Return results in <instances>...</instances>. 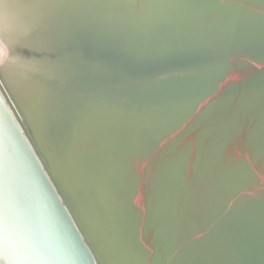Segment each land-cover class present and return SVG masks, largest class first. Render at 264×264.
Wrapping results in <instances>:
<instances>
[{
	"label": "water",
	"instance_id": "water-1",
	"mask_svg": "<svg viewBox=\"0 0 264 264\" xmlns=\"http://www.w3.org/2000/svg\"><path fill=\"white\" fill-rule=\"evenodd\" d=\"M251 7L264 15L260 0ZM65 41V56L103 62L129 84L116 102L136 120L119 137L120 157L107 180L138 264H264V20L257 16L225 33L212 49L133 53L79 35ZM10 72L13 98L1 80L0 90L19 138L27 140L92 264H110L53 136L34 120L40 149L13 104L22 79Z\"/></svg>",
	"mask_w": 264,
	"mask_h": 264
},
{
	"label": "snow or ice",
	"instance_id": "snow-or-ice-1",
	"mask_svg": "<svg viewBox=\"0 0 264 264\" xmlns=\"http://www.w3.org/2000/svg\"><path fill=\"white\" fill-rule=\"evenodd\" d=\"M10 2L62 14L61 26L48 29L43 39L31 38V27L13 35L15 25L0 18V68L18 67L37 127L53 136L110 264H138L141 257L121 224L107 180L120 157L119 137L136 120L116 102L129 84L103 62L79 54L53 60L42 53L69 34L133 53L192 45L212 49L225 33L264 15L253 11L255 0H0V5L6 10ZM34 77L42 79L33 83ZM3 82L8 84L7 76ZM63 124L66 131L57 139ZM32 159L23 141L0 122V264H91L88 250L70 236L38 226L35 205L44 182ZM92 251L99 259L96 245Z\"/></svg>",
	"mask_w": 264,
	"mask_h": 264
},
{
	"label": "bare ground",
	"instance_id": "bare-ground-1",
	"mask_svg": "<svg viewBox=\"0 0 264 264\" xmlns=\"http://www.w3.org/2000/svg\"><path fill=\"white\" fill-rule=\"evenodd\" d=\"M0 18H5L10 24L15 25L13 35H16L17 33L31 27L32 31L30 33V37L33 39L45 38L46 36L49 35V32L47 31L48 29L53 30L54 27L56 29L59 28L63 21L62 14L60 13L54 12L46 8H34L30 5L15 3V2H10L9 7L6 10L3 9L2 5H0ZM65 40L62 44H58L52 48L45 50L42 53V55L47 56L53 60L58 57H65L66 49L68 47V44H66ZM12 69H15L16 72L19 70L15 64H9L3 68H0V80L5 90L9 93L8 94L10 96L9 98L11 97L13 98V90H12L13 87L11 89V85H12L11 82L14 81V76L11 75L15 72H10ZM5 76H7L8 78L7 85L3 82ZM41 79L42 78H37L36 82L40 81ZM0 100H1L0 122H2L10 130H12L15 137L19 138L18 132L21 133L20 128L17 122L15 121L12 111L9 108V105L6 102L1 90H0ZM13 104L18 105V107L20 108L19 110H21V115L26 125L28 126V130L30 132L31 137L34 138L36 145L41 149L40 143L35 133V128H34L35 118L33 114H32L33 116L31 115L29 97L27 98L26 94H24L20 90L19 95L13 99ZM21 137L23 138L24 143L27 145V148H29L31 155L33 156L34 160L32 159V168L40 174L41 166L36 156L34 155L27 140L22 134ZM26 151L28 152L27 149ZM40 152L43 155L42 151ZM33 161H35L39 170L37 169ZM41 174L43 175V178L42 176H40L42 181L44 182L45 180L46 183L44 182V192L42 196L37 200L35 205L37 209L38 226L46 230L50 229L61 237L65 235L70 236L75 242H77L76 239H78V241L83 246V248L87 249L84 246V244L81 242L80 237L78 236L73 224L69 220L64 208L59 203V200L55 192L52 190L50 184L48 183L44 172L41 171ZM57 203L61 209L58 207ZM73 234L76 235L77 237L76 239ZM75 264H81V262L76 261ZM83 264H87V262L85 261L83 262Z\"/></svg>",
	"mask_w": 264,
	"mask_h": 264
}]
</instances>
